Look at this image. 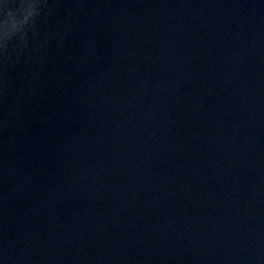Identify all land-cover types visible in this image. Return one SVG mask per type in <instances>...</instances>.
I'll list each match as a JSON object with an SVG mask.
<instances>
[{
  "label": "water",
  "instance_id": "water-1",
  "mask_svg": "<svg viewBox=\"0 0 264 264\" xmlns=\"http://www.w3.org/2000/svg\"><path fill=\"white\" fill-rule=\"evenodd\" d=\"M25 32L0 264H264V0H41Z\"/></svg>",
  "mask_w": 264,
  "mask_h": 264
},
{
  "label": "clouds",
  "instance_id": "clouds-1",
  "mask_svg": "<svg viewBox=\"0 0 264 264\" xmlns=\"http://www.w3.org/2000/svg\"><path fill=\"white\" fill-rule=\"evenodd\" d=\"M2 2V0H0ZM41 0H31L28 7L7 11L5 24L0 26V49H4L17 34L26 35L25 29L34 26L40 16ZM23 39V36L21 37Z\"/></svg>",
  "mask_w": 264,
  "mask_h": 264
}]
</instances>
